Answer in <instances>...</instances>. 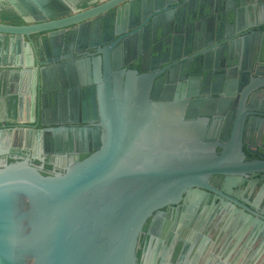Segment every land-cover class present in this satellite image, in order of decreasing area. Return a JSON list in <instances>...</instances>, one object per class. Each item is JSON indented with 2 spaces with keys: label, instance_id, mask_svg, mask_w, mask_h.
Segmentation results:
<instances>
[{
  "label": "water",
  "instance_id": "95a60500",
  "mask_svg": "<svg viewBox=\"0 0 264 264\" xmlns=\"http://www.w3.org/2000/svg\"><path fill=\"white\" fill-rule=\"evenodd\" d=\"M215 1L222 4L76 0L73 11L64 12L61 0H0V39L15 45L13 63L3 65L19 71V88L31 85L28 101L21 100V92L10 95V122L39 126L0 132V156L6 153L3 143L18 133L44 132L54 138L56 132L66 136L74 131L72 123L59 117L58 86L69 98L79 89L88 91L83 114L92 116L99 144L90 153L79 149L63 155L59 171L48 175L27 159L0 161V264H139L137 238L153 211L180 204L190 214L205 209L209 200L232 219V246L248 233L245 241H257L252 261L264 263V81H239L236 88L216 94L229 98L225 143L201 144L199 127L193 124L189 135L196 141L184 147L172 128L156 126L160 103L151 101L158 96L152 87L155 75L142 68L146 48L153 57L181 49L183 55L197 56L225 51L213 65L232 66L237 61L232 39L264 64V19L254 14L247 29L233 33L246 7ZM260 6L264 9V2ZM200 17L217 20L212 42L169 41V29L176 33ZM72 34L77 36L75 50ZM43 67L56 85H45ZM165 96L164 88L159 97ZM201 116L210 120L213 113ZM85 130H76L79 138Z\"/></svg>",
  "mask_w": 264,
  "mask_h": 264
},
{
  "label": "flooded vegetation",
  "instance_id": "af4514ba",
  "mask_svg": "<svg viewBox=\"0 0 264 264\" xmlns=\"http://www.w3.org/2000/svg\"><path fill=\"white\" fill-rule=\"evenodd\" d=\"M61 1L65 5L64 12L73 11L76 0ZM263 19L264 17L261 20L263 21ZM184 24L178 29V32L184 29ZM152 26L150 25L149 29ZM248 26L249 22L246 23L243 17H239L236 25L232 27V32L235 33L237 29L242 31ZM81 33L83 42L84 31ZM71 38L72 49L75 50L77 36L72 34ZM139 38L144 40L146 35L141 34ZM194 38L196 39V46H203L213 41L210 31ZM233 40L235 39H232V55L237 61L236 64L228 67L213 65L225 56V51L222 53L212 50L211 54L206 52L197 56L183 55L184 50L181 49L174 53L153 57L147 48L145 51L143 50L142 68L146 73L155 75L152 87H157L158 91V96L151 99V101L160 103L156 126L172 128L184 147L194 145L196 141H193L189 135L193 124L194 126L197 124L199 127L201 144L205 142L225 143L227 139L222 137V133L224 134V129L231 122L230 104L226 103L229 98L223 96V100H221L222 98L217 97L216 94L225 87L233 86L236 88L239 86V81L252 80L253 83L264 81L263 62L252 60L250 48L246 49L244 43H237ZM82 44L79 45V48L83 47ZM144 45L146 46L145 43L141 44V49ZM8 62L11 64L13 60L10 59ZM0 67H4V65L2 64ZM6 71L5 76H3L5 79L0 85V100L3 101L4 105V112L0 114V118L4 120L0 123V132L7 134L9 130L17 129L19 126H23L24 129L37 130L38 125L33 129L31 125L25 123L10 122L13 120L7 105L8 101L12 99L10 95L21 92L24 93L25 100L28 101L31 95V85L24 83L19 88L17 85V79L20 77L19 71L17 69ZM42 74L47 87L56 85L55 83L53 85L49 78L50 70L48 67L42 68ZM58 87L56 101L59 117L61 120L72 123L69 126L74 128V131L72 133L67 132L66 136L63 132H56L54 138H50L44 132L32 133L29 137L24 133L17 135V137L13 136L9 141L3 143V149H6V153L0 156L1 162L8 163L14 160L27 159L43 175H48L53 171H59L57 164L61 163L59 158L63 155L74 154L79 149L90 153L98 147L97 129L93 126L94 120L89 113L83 114L88 106V91L79 89L72 98H69L64 95L62 86ZM164 88L166 96L159 97ZM70 99L74 100L72 104H69ZM204 112H212V119L206 120L204 116H201V113ZM82 121L87 123L83 124ZM79 128L81 130L86 129L85 132H81V138L76 131ZM88 153L79 155V159ZM38 159H42V161L39 162ZM193 241L196 245L192 247L197 248L198 245L202 247L204 244L208 246L205 253L197 252L196 262L201 260L203 256L209 258L231 256L232 243H234L232 219L223 212L221 205H211L209 200L205 209L196 208L190 214L180 204L174 207L165 206L153 211L143 224L137 238L135 251L137 262L139 264H181ZM244 242L245 238L241 240V245L242 243L244 245ZM174 246L176 249L173 251Z\"/></svg>",
  "mask_w": 264,
  "mask_h": 264
},
{
  "label": "crops",
  "instance_id": "0c3cea01",
  "mask_svg": "<svg viewBox=\"0 0 264 264\" xmlns=\"http://www.w3.org/2000/svg\"><path fill=\"white\" fill-rule=\"evenodd\" d=\"M214 1V5H220L222 4L220 1L216 2ZM264 2V0H258V3L255 0H244L242 2L241 0H229V5H244L246 7V13L243 14V17H246L247 21L249 19H252L254 17V14L258 17V19H262L264 17V9L261 8V4ZM217 20L215 17L209 18V17H200L195 21L194 23L190 24H184V29L179 30V32H174L173 30H168L169 35V41L170 42H186L190 38L199 37L204 35L206 32L211 31L215 25ZM15 56V45L14 42L10 43L6 41V39H0V65H2L5 61L8 62L10 59L11 61L14 60ZM3 60V62L1 61ZM13 63V62H12ZM13 68H9L6 65L4 67H0V85L3 83V76L6 74V70H11ZM4 70V71H2ZM21 100H25L24 93L20 94ZM26 112L22 110L21 118L22 120L25 119ZM17 135H21V133H18ZM235 226L232 224V235H235ZM248 236V233H245L242 235V239L246 238ZM241 240L236 245L232 246V254L231 256L227 255V257H218V258H209L207 256H203L201 260H198L197 262H192V255L196 252V248H189L187 250V254L183 259V262L181 264H255L254 260L252 261L253 253L257 248V241H245L244 245ZM247 242V243H246ZM246 244V245H245ZM207 244H204L201 248H199L200 252H206L207 250ZM264 264V263H262Z\"/></svg>",
  "mask_w": 264,
  "mask_h": 264
},
{
  "label": "trees",
  "instance_id": "16d2710c",
  "mask_svg": "<svg viewBox=\"0 0 264 264\" xmlns=\"http://www.w3.org/2000/svg\"><path fill=\"white\" fill-rule=\"evenodd\" d=\"M8 108H9V113H11L12 112V109H13V106L11 105V103L8 101Z\"/></svg>",
  "mask_w": 264,
  "mask_h": 264
}]
</instances>
